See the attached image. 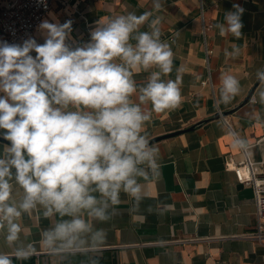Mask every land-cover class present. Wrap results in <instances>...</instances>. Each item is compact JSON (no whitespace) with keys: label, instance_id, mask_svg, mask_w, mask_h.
<instances>
[{"label":"clouds","instance_id":"9594fccd","mask_svg":"<svg viewBox=\"0 0 264 264\" xmlns=\"http://www.w3.org/2000/svg\"><path fill=\"white\" fill-rule=\"evenodd\" d=\"M38 3L47 8V0ZM162 7L161 0H153V11L97 21L90 40L76 47L68 43L72 20L60 23L54 17L55 22L38 25L42 44L33 37L0 41V136L10 142L0 154V235L12 249L0 251V264L37 252L21 238L24 215L55 220L41 231L39 244L62 257L104 245L107 233L94 222L112 218L121 192L138 208L139 180L158 168L159 150L150 146L145 126L153 113L182 103L180 76L162 78L172 72L174 57L161 40L160 17L150 19ZM233 9L215 28L221 36L240 39L245 9L239 4ZM145 24L149 30L141 31ZM238 52L227 55L235 58ZM141 71L150 74L137 85L133 76ZM256 79L260 87L252 102L264 106V69ZM220 84L223 104L241 91L231 74H222ZM149 103L151 110L142 107ZM235 143L247 148L244 139ZM14 184L23 192L19 201L13 198Z\"/></svg>","mask_w":264,"mask_h":264},{"label":"crops","instance_id":"0c3cea01","mask_svg":"<svg viewBox=\"0 0 264 264\" xmlns=\"http://www.w3.org/2000/svg\"><path fill=\"white\" fill-rule=\"evenodd\" d=\"M161 2L162 9L150 19L160 17L161 40L168 42L174 53L173 70L162 78L176 80L180 76L182 103L174 110L153 113L145 126L149 142L176 133L150 142L159 150L158 168L149 172L147 180H139L143 198L138 208L134 209L132 197L121 192L112 218L94 222L95 228L107 233L104 245L62 257L49 254L39 244L41 231L55 220L38 213L24 215L21 238L33 243L37 252L28 260L13 258V264H264V244L222 238L255 228L252 188L238 182L235 172L227 167L242 158L236 137L252 145L255 159L264 157V106L252 102L260 87L256 72L264 69V0H205V19L213 23L206 38L212 49L208 64L211 84L206 81L198 0ZM233 4L245 9L240 39L231 34L221 36L215 28L216 23L224 22L226 12L234 11ZM148 11H153V0H57L43 20H72L68 43L76 47L90 40L97 21ZM140 30L148 31L147 24ZM34 38L44 43L38 27ZM235 48L239 49L235 58L227 55ZM224 73L235 76L241 86L239 95L229 104L220 102ZM149 74L141 71L133 78L142 85ZM132 99L139 102L137 95ZM142 107L151 110L150 103ZM9 143L0 139V154ZM22 195L14 184L13 198L19 201ZM193 237L212 239L161 244ZM0 251H12L3 235Z\"/></svg>","mask_w":264,"mask_h":264},{"label":"built area","instance_id":"2783aa9c","mask_svg":"<svg viewBox=\"0 0 264 264\" xmlns=\"http://www.w3.org/2000/svg\"><path fill=\"white\" fill-rule=\"evenodd\" d=\"M56 1L47 0V8L45 9L38 3V0H0V41L22 43L29 37L34 38L38 25L47 16ZM204 2L205 0H198L201 20L200 34L205 53V66L208 70L206 81L211 84L208 64L212 49L207 46L206 38L208 31L213 27V23L205 19ZM218 112L225 119L221 110H218ZM236 139L238 138L236 137ZM261 139L263 137L259 139V142ZM251 147L252 145H247L245 149L239 147L242 158L233 163L232 166L229 165L227 169L235 172L238 182L252 188L255 228L250 232L222 238L236 237L264 244V157L255 159L251 154ZM209 239H212V237L178 238L168 242H161V244H188Z\"/></svg>","mask_w":264,"mask_h":264},{"label":"water","instance_id":"95a60500","mask_svg":"<svg viewBox=\"0 0 264 264\" xmlns=\"http://www.w3.org/2000/svg\"><path fill=\"white\" fill-rule=\"evenodd\" d=\"M174 133H176V132H173L172 134H174ZM172 134L169 133V134H166V135H163V136L156 137V138H154L153 140H151L150 142H153V141H155V140H158V139H160V138H163V137H166V136H168V135H172ZM0 139H1V140H4L2 137H0Z\"/></svg>","mask_w":264,"mask_h":264}]
</instances>
